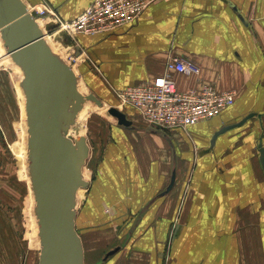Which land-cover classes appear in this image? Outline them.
I'll list each match as a JSON object with an SVG mask.
<instances>
[{
  "label": "crops",
  "instance_id": "crops-1",
  "mask_svg": "<svg viewBox=\"0 0 264 264\" xmlns=\"http://www.w3.org/2000/svg\"><path fill=\"white\" fill-rule=\"evenodd\" d=\"M23 1L33 11L48 8L43 20L53 25L51 14L70 21L93 0ZM74 38L83 53L78 71L84 84L112 106L118 104L117 91L163 74L170 59L200 70L198 76L171 73L179 90L210 85L235 95L227 110L186 129L151 126L131 107L123 112L128 126L115 119L88 185L82 223L94 231L80 237L84 263L95 264L112 243L104 233L114 226L112 219L128 213L130 220L141 212L136 226L142 237L131 264H264V205L255 199V182L261 176L264 184V175L258 153L255 159V125H248L255 117L210 145L222 127L251 113L264 116V0H155L128 26ZM256 121L260 127L264 118ZM183 172L189 173L185 184ZM172 173L174 184L167 190ZM5 181L0 174V264H32L34 253L19 240L7 212L13 194L2 203L9 193ZM260 192L264 195V187ZM95 227L103 229L96 233ZM118 245L104 258L113 257L109 264L119 260Z\"/></svg>",
  "mask_w": 264,
  "mask_h": 264
},
{
  "label": "water",
  "instance_id": "water-1",
  "mask_svg": "<svg viewBox=\"0 0 264 264\" xmlns=\"http://www.w3.org/2000/svg\"><path fill=\"white\" fill-rule=\"evenodd\" d=\"M52 30L53 26H46ZM0 38L6 54L20 69L26 122V161L39 238L38 264H84V251L76 231V193L86 189L82 169L89 156L86 139H71L66 132L85 102L102 103L93 94L82 95L72 69L55 55L42 38L35 18L22 0H0ZM72 44L70 38H66ZM108 114L122 126L130 122L115 107ZM222 127L210 141L249 119ZM261 138V137H260ZM258 139V160L264 175V146ZM174 181L167 188L170 190ZM116 250L106 254L107 258Z\"/></svg>",
  "mask_w": 264,
  "mask_h": 264
},
{
  "label": "rangeland",
  "instance_id": "rangeland-1",
  "mask_svg": "<svg viewBox=\"0 0 264 264\" xmlns=\"http://www.w3.org/2000/svg\"><path fill=\"white\" fill-rule=\"evenodd\" d=\"M30 7L31 6H29V8ZM33 7L35 8V10L34 11L32 10V15L39 21L42 28L44 29L42 25L43 23L42 20L47 15L39 12V10H43L44 12L45 9V11L47 10L48 12V8L44 6H37V7L33 6ZM47 26H53V28L47 33L46 35L47 40L45 39V42L46 43L49 42V45H51V49H53L55 55L61 58V60L69 67H71V69L75 72L74 74L78 78L79 87L81 86L84 95L93 94L97 99H99L102 102V104L107 106V110L110 107H115L119 111L126 112L129 106L119 105V104H115L114 106H112L107 101L101 100L93 92L89 91L87 85L84 84L81 75L78 71V66L82 62V57H79L75 64H73L72 61H69L67 55L68 53L74 51L70 49L71 48L70 46L72 45L67 42L66 39L68 38L67 35L63 34L62 31H59V29L56 27L55 24L53 25L47 24ZM55 38L58 39L57 42ZM0 49H2V51L0 50V146H2V148H0L1 150L0 174H3L4 177L7 179V181H5V184L9 188L8 189L9 193L6 192L4 193L3 196L4 200L2 203L6 204L7 198L10 199L9 196L13 194L12 197L13 207L12 209H8L7 212H10L14 217V223H15V227L17 228V234L19 240L24 241L25 245L27 244L34 253L35 261L32 264H38L40 243L38 241L39 238L37 235V228H35L36 231L33 228V224L36 223V220L35 223H33V221L31 220V218L27 213L28 207L26 206L29 203L28 199H29V194L31 193L30 181L28 176L29 174L27 170V161H26V169L22 167V162H21L23 152L21 151L20 148H22L21 143L25 141H23L24 134L20 129V123L22 121L21 107L19 105V98L17 97V94L15 92L16 83L19 82L21 75L17 70L15 71V68L17 66L12 62L10 57L6 54L1 38H0ZM89 104L92 107V111L89 112L86 119L82 122V125L77 127L76 130L73 129V132L72 131L67 132V136L71 139H75L79 136H83L86 139L87 145L89 147V156L88 159L86 160L84 168L87 172H89V178L86 181L88 185L91 182L93 176L95 177V174L97 173V168L101 160L103 147L111 139L107 130L113 125V122H116L115 118L108 114L107 110L100 109V107H98L93 102H89ZM262 117L264 118V116H261V119ZM251 121L252 120H250L248 125L251 126L255 125L253 126L255 128V142L257 140L256 138L261 137L260 139H262V143L264 144V123H262V126L258 127L256 117L255 120H253V122ZM26 142H27V138H26ZM26 142L24 143L25 144L24 147L26 146L25 149L27 148ZM257 152L258 150L255 145V159ZM255 166L257 171L256 161H255ZM184 174L186 175V177L184 178L186 181L183 180V184L188 182L189 179V175H188L189 173L183 172L181 173V177H184ZM259 177L260 178L257 179L258 181L255 182V188H257L255 189V193H256L255 199L260 198V201L264 205V195L260 194L261 193L260 188L264 187L263 186L264 184L262 177L261 176ZM87 190H88V186L85 189L86 193L84 200H82L81 202L82 204L80 203L79 206L76 208L75 224L76 221L78 220L76 231L79 237H81V235H84V233L87 232L93 233L94 231L93 228H88V229L84 228L83 227L84 223H82L83 211L85 210V206H86L85 200L87 196ZM33 212H34V208H33ZM105 213L109 214V211L105 209ZM141 214L143 213L141 212L133 213L131 219L129 220L128 213H125L124 216H120L117 219H112L110 221V224L114 226L110 227V229L107 230L104 229V233L106 236L107 235L112 236L110 239L112 243L110 245H107L106 251L99 254L98 260L96 261L95 264H109L108 261H110V259H113V257H110L108 261H106V259L104 260V258L107 252L109 253L114 249V247H118L119 246L118 244H121L122 248L120 251L117 252L118 253L117 255L120 254L118 257L119 260H115L114 264H118L120 259H123L121 264H131V257H132L131 255L134 252H136L135 249L138 247L137 242L140 239V237H142L141 228L136 226L139 223ZM181 215L182 212L180 210L178 213V217ZM34 217H35V213H34ZM123 217L124 218L127 217V221L123 223L122 222L119 223V219H122ZM247 225L248 224L246 222L243 224V226L245 227ZM245 227L244 229H246ZM95 229H96L95 230L96 233H100L99 231L103 228L95 227ZM173 229L175 230V228L173 227L170 230L169 235L175 233L172 232ZM239 230L241 231L243 229L240 228ZM168 251L167 250L165 251L166 253L165 263L168 259V255H167L169 253ZM84 264H89V262H86Z\"/></svg>",
  "mask_w": 264,
  "mask_h": 264
},
{
  "label": "built area",
  "instance_id": "built-area-1",
  "mask_svg": "<svg viewBox=\"0 0 264 264\" xmlns=\"http://www.w3.org/2000/svg\"><path fill=\"white\" fill-rule=\"evenodd\" d=\"M155 0H93L77 17L60 21L51 14L56 27L72 41L67 55L73 64L83 53L78 49L75 38L78 34H106L128 26L141 16ZM39 12L49 15L47 10ZM71 68V67H70ZM199 68L192 63L170 59L163 74L116 92L119 105L134 109L143 121L164 129H186L199 122L207 121L231 107L235 95L229 91H217L213 86L202 85L199 89L179 90L171 79V73L198 76Z\"/></svg>",
  "mask_w": 264,
  "mask_h": 264
},
{
  "label": "bare ground",
  "instance_id": "bare-ground-1",
  "mask_svg": "<svg viewBox=\"0 0 264 264\" xmlns=\"http://www.w3.org/2000/svg\"><path fill=\"white\" fill-rule=\"evenodd\" d=\"M23 1V0H22ZM24 2V1H23ZM25 3V2H24ZM25 5H26V7H27V10L29 11V13H31L32 14V9H31V7L29 8V5L27 6V4L25 3ZM34 17V16H33ZM35 18V17H34ZM35 20H36V23H37V25H38V27H39V29H40V31H41V33H42V38H43V40L45 41V39H46V35H47V33L50 31V29H47L46 28V26H45V24H46V21H44V20H42L43 21V23H42V25H43V27H44V29L42 28V26H41V24L39 23V21L35 18ZM40 20V19H39ZM45 30H46V33H45ZM56 39V42L58 41V39L57 38H55ZM47 40V39H46ZM48 44V46H49V48L51 49V45H49V42L47 43ZM72 47V46H71ZM1 51H2V49H0ZM51 51L53 52V49H51ZM54 53V52H53ZM55 54V53H54ZM61 59V58H60ZM67 65V64H66ZM68 66V65H67ZM18 71L19 72V74L21 75L20 76V80H19V82H17L16 83V87H15V92H16V94H17V97L19 98V105H20V107H21V113H22V121H21V123H20V129L22 130V132H23V141H25L26 142V138H27V136H26V131H27V128H26V122H25V111H24V101H25V99H24V93H23V91H22V89H21V85H20V82H21V80H22V73H21V71L16 67L15 68V71ZM73 71V70H72ZM73 73H75L74 71H73ZM16 74V73H15ZM77 89H78V91H79V93L80 94H82V95H84V92H83V90L81 89V86L79 87V82H78V84H77ZM102 103V102H101ZM100 109H103V110H107V106H105L104 104H102V106L100 107ZM90 111H92V107H91V105L89 104V102H85L84 103V105L81 107V110L78 112V114H77V116H76V120H75V122H74V124L73 125H71L70 126V128L68 129V131L67 132H73V129L74 130H76L77 129V127H79V126H81L82 125V122L86 119V117L88 116V114H89V112ZM67 132H66V135H67ZM22 136V135H21ZM25 142H22L21 143V147L22 148H20L21 149V151L23 152L22 153V167L24 168V169H26V149H25V147H24V143ZM18 149H19V147H18ZM20 151V150H19ZM18 157V156H17ZM82 177H83V179L85 180V181H87V179L89 178V172H87L86 170H85V168L83 167V169H82ZM85 189H79L78 191H77V193H76V201H77V206H76V208L79 206V204L82 202V200H84V198H85ZM28 201H29V203L26 205L27 207H28V215H29V217L31 218V220L33 221V223H35V217H34V212H33V208H34V200H33V194H32V192L29 194V199H28ZM27 202V201H26ZM82 204V203H81ZM25 206V207H26ZM26 213V214H27ZM33 228H34V230H35V228H37V225H36V223L35 224H33ZM36 231V230H35ZM81 239V238H80ZM38 241H39V239H38Z\"/></svg>",
  "mask_w": 264,
  "mask_h": 264
}]
</instances>
